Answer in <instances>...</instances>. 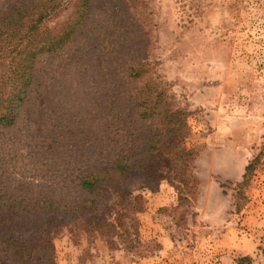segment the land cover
Returning <instances> with one entry per match:
<instances>
[{
    "label": "rangeland",
    "instance_id": "obj_1",
    "mask_svg": "<svg viewBox=\"0 0 264 264\" xmlns=\"http://www.w3.org/2000/svg\"><path fill=\"white\" fill-rule=\"evenodd\" d=\"M93 10L83 42L39 63L41 87L0 127V192L77 198L72 181L102 161L112 137L102 134L117 126L98 130L93 114L135 53L186 113V174L150 189L130 181L142 208L124 238L64 230L55 264H264V0H94Z\"/></svg>",
    "mask_w": 264,
    "mask_h": 264
},
{
    "label": "trees",
    "instance_id": "obj_2",
    "mask_svg": "<svg viewBox=\"0 0 264 264\" xmlns=\"http://www.w3.org/2000/svg\"><path fill=\"white\" fill-rule=\"evenodd\" d=\"M93 2L14 0L0 9V127L13 126L41 87L39 63L83 42L94 19ZM80 58L72 53V62L78 64ZM144 58L135 53L126 57L119 71L125 81L111 98L106 94L98 102L96 128L107 120L105 129L112 121L117 126L102 134L112 135L98 150L102 161L87 165L72 181L77 198L0 192V250L9 264H55L53 240L64 230L73 238L114 232L124 238L127 222L132 225L142 208L141 194L130 181L142 178L147 186L136 189H150L165 173L173 178L186 174L191 158L181 143L186 113L168 99ZM89 129L80 131L89 138L95 132ZM123 139L122 148H116ZM249 170L250 164L245 177ZM236 263L253 264L252 257L240 256Z\"/></svg>",
    "mask_w": 264,
    "mask_h": 264
}]
</instances>
